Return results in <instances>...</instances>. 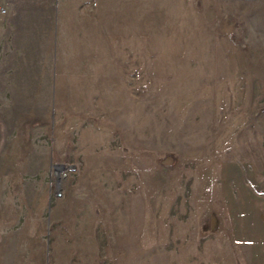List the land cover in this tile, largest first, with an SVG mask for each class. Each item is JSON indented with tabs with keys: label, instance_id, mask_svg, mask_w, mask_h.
Listing matches in <instances>:
<instances>
[{
	"label": "rangeland",
	"instance_id": "rangeland-1",
	"mask_svg": "<svg viewBox=\"0 0 264 264\" xmlns=\"http://www.w3.org/2000/svg\"><path fill=\"white\" fill-rule=\"evenodd\" d=\"M0 6V264H264V0Z\"/></svg>",
	"mask_w": 264,
	"mask_h": 264
},
{
	"label": "built area",
	"instance_id": "built-area-1",
	"mask_svg": "<svg viewBox=\"0 0 264 264\" xmlns=\"http://www.w3.org/2000/svg\"><path fill=\"white\" fill-rule=\"evenodd\" d=\"M6 12H7V11H6L3 7L0 6V16L5 15Z\"/></svg>",
	"mask_w": 264,
	"mask_h": 264
}]
</instances>
